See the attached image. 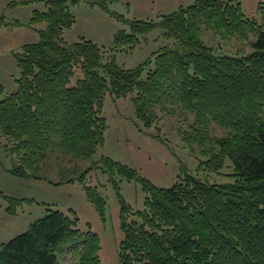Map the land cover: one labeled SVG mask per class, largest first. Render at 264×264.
Instances as JSON below:
<instances>
[{
	"label": "trees",
	"instance_id": "1",
	"mask_svg": "<svg viewBox=\"0 0 264 264\" xmlns=\"http://www.w3.org/2000/svg\"><path fill=\"white\" fill-rule=\"evenodd\" d=\"M34 1L45 9L34 11L30 25L45 27L37 43L14 54L22 72L18 90L2 99L0 86V131L11 174L43 181L41 164L54 155L92 161L105 144L108 95L131 96L145 128L166 116L192 114L193 122L180 131L184 142L205 158L208 172L229 166L227 182L184 173L172 187L159 188L107 157L68 182L85 184L94 167L140 180L145 210L133 212L130 221L131 209L123 206L120 264H264V26L245 15L242 0H196L159 22L124 21L129 31L117 34L115 51L134 49L156 30L168 41L134 69L120 67L92 41L65 42L76 23L70 7L79 0ZM5 25L3 15L0 33ZM207 31L226 46L253 36L251 51L217 47L206 40ZM214 124L227 134L214 136ZM86 190L103 214L105 200L95 188ZM0 196L13 216L24 202L35 203ZM48 212L0 247V264H63L69 254L74 264H104L99 235L81 230L74 210Z\"/></svg>",
	"mask_w": 264,
	"mask_h": 264
},
{
	"label": "rangeland",
	"instance_id": "2",
	"mask_svg": "<svg viewBox=\"0 0 264 264\" xmlns=\"http://www.w3.org/2000/svg\"><path fill=\"white\" fill-rule=\"evenodd\" d=\"M196 0H79L72 5L71 12L76 18L73 27L65 32V42L73 45L82 39L96 43L106 57L116 59L124 69H134L152 58L153 53L168 43L161 37V30L140 37V43L131 49L115 51L116 36L129 31V21H156L180 8L189 7ZM242 9L248 18L257 19L264 26V11L260 9L264 0H242ZM44 2L34 0H0V17L5 15L6 25L0 33V86L4 88L2 99L18 90L22 72L17 65L15 53L26 44L37 43L38 29L44 25H30L34 11H43ZM128 21V22H124ZM206 40L225 50L235 52L251 51L254 40L233 41L231 46L224 43L211 31ZM230 47V48H227ZM103 117L107 131L104 147L100 148L92 161L74 159L69 155H54L41 164L38 172L43 181L20 178L11 174L12 160L4 151V139L0 131V193L16 199L34 200L35 203L18 207L17 215H9L8 200L0 196V247L19 235L26 233L30 226L45 217L49 209L67 213L74 210L79 219V228L91 230L99 235L102 243L100 257L104 264H120L119 245L125 237L122 230L123 206H129V220L133 212L144 211L146 193L139 179L127 181L121 176H111L100 168H93L85 184L74 180L87 170L93 162L103 157L110 158L134 169L139 177L149 180L159 188H170L184 173L199 176L210 183H224L231 168L210 173L203 169L199 154L192 152L183 140L181 130L186 131L194 115L177 113L164 117L158 125L145 128L136 118L131 96L115 98L108 95L105 100ZM212 134L222 137L227 134L213 125ZM195 152H199L196 147ZM49 182V183H48ZM52 183V184H50ZM59 184L55 186L53 184ZM95 188L99 198L105 200L104 213L88 199L86 187ZM123 202L125 204H123ZM63 264H74L69 254Z\"/></svg>",
	"mask_w": 264,
	"mask_h": 264
}]
</instances>
